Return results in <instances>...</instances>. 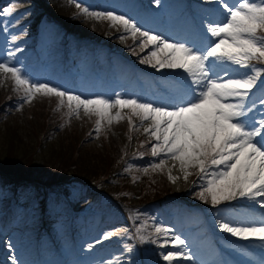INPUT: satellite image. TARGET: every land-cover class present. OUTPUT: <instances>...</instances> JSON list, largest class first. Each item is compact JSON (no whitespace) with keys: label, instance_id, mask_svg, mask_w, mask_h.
Instances as JSON below:
<instances>
[{"label":"rangeland","instance_id":"374dc122","mask_svg":"<svg viewBox=\"0 0 264 264\" xmlns=\"http://www.w3.org/2000/svg\"><path fill=\"white\" fill-rule=\"evenodd\" d=\"M99 2L0 0V10L15 6L11 16L0 15V62L8 61L10 65L20 67L32 79L56 86L54 79L64 78V72L68 71V55H74L79 47L87 44L85 40L82 41L84 38L120 50L141 64V57L152 50L151 46L141 50L136 47L139 39L135 43L131 37L121 41L119 37L122 32L111 28L109 22H98L75 6V3H79L90 11L123 14L122 11L129 7L136 11L135 1L111 0L112 5L107 8L98 7ZM144 2L153 11V20L154 14L161 16L165 9L172 10L174 7V2L170 0H160L159 6L152 0ZM13 36L17 39L13 40ZM166 38L170 39L167 35ZM66 46H69L71 53ZM133 48H136V55L132 52ZM34 51V55L39 58H32ZM31 59L35 60L33 69L28 67ZM142 65L158 70L148 64ZM158 71L178 72L187 78L181 69ZM0 81V257L6 263L13 264L14 257L15 264H27L24 260L22 262L18 248L14 246L24 240H19L23 231L27 236L24 243H29L28 247L32 245L37 233L43 231L41 234L48 235L49 229L54 241L58 242L56 246H61L59 238L64 239V235L69 236L71 233L67 227L68 219L73 218L76 223L78 220L91 222L93 226L89 225V228H93V231L100 227L101 214H105L108 220H114L109 222H114V226L107 228L102 237L88 248L90 255L97 257L91 264H109L117 258L123 264H168L161 253H188L189 241L188 236L179 235V231L171 229L185 240L186 246L183 249L172 248L171 244L161 248L158 243L152 242H163V237L155 233L156 226H173L172 221L168 224L153 215L150 207L161 199H168L164 203H172L171 200L175 198L199 209L194 219L196 224L194 222L185 226L188 230L200 222L198 218L203 214H210L215 223L226 220L218 216V211L223 209L217 206L235 204V200L223 201L215 207L207 194V203L199 199L198 193L203 190L200 174L190 176L191 181H185L182 188L178 189L168 179L167 164L163 171L151 168L152 164L167 157H163V154L156 157L151 155L150 149L157 141L144 131L147 121L141 127V120L133 116L132 125L135 127L129 124L127 116L131 115L130 110L124 109L121 115L125 118L119 122L113 120L111 125L106 120L102 122L101 130L97 133L94 131L96 116H85L81 111L79 119L72 116L69 120L66 108L55 110L58 104L56 97L37 95L31 103H26L22 99L23 93L13 90L15 86L11 79L2 78ZM80 95L99 97L86 96L85 93ZM119 111L118 108L111 110L113 116ZM88 151L92 154L89 155ZM139 155L143 157L142 160L136 159ZM67 163L71 170L64 172L63 166ZM145 168L148 169L147 174ZM175 199L173 201L177 202ZM112 202H116L118 208L108 209ZM247 203L255 209L243 211L250 216L249 220L258 219L256 214L264 213V208L258 204L250 201ZM199 206L205 208L200 210ZM119 210L121 216L117 214ZM231 211L234 210H228L229 213ZM43 220L47 223V229L42 226ZM232 221L237 222L234 219ZM102 223H105V219ZM113 231H117V235L108 240L103 239L106 233ZM141 236L144 240L140 239ZM98 240L101 242L96 243ZM257 245L264 249V243ZM126 247L132 250L127 251ZM86 253L87 250L74 253L73 256L78 254L81 263L74 261L72 264H89L88 258L81 257ZM249 261L252 259L249 258ZM172 264H196V258H181Z\"/></svg>","mask_w":264,"mask_h":264},{"label":"snow or ice","instance_id":"6c2138e0","mask_svg":"<svg viewBox=\"0 0 264 264\" xmlns=\"http://www.w3.org/2000/svg\"><path fill=\"white\" fill-rule=\"evenodd\" d=\"M217 2L225 11V19L207 25L206 32L210 33V38L203 50L183 41L170 42L161 34L143 30L126 15L90 11L75 3L83 14L98 22L107 21L111 28L122 32L121 41L131 37L134 43L139 39L136 47L141 50L151 46L152 50L141 57V64L158 70L181 69L187 74L190 80L188 89L170 106L122 98L119 94L114 99L82 97L47 82L36 81L8 61L0 62V75L3 80L14 82L13 90L22 92L26 103H31L37 95L56 97L58 104L55 110L66 108L69 120L72 116L79 119L81 111L85 116H96L94 131L97 133L102 122L106 120L108 125L113 120L119 122L125 118L121 115L124 109L130 110L131 115L127 116L130 125L133 116L141 120V127H144L143 122H148L144 131L157 141L150 149L153 157L163 154V157L177 161L185 181L189 176L200 174L203 190L198 193L199 199L207 203V194L213 206L240 199L264 208V199H261L264 198V107L255 116H249L257 109V101L252 99L255 96L253 89L264 90V79H261L264 67H256L264 65V0H238L234 5H229L227 0ZM154 3L159 6L160 0H154ZM14 11L13 5L0 10V15L11 16ZM132 52L136 55V48ZM225 64L238 66L234 70L237 74L230 73L227 68L223 73L216 70ZM240 69L247 71L241 73ZM259 104L264 106V97ZM114 108L120 110L115 116L111 112ZM167 159L161 158L151 168L163 171ZM144 172L147 174L148 169L145 168ZM168 179L175 184L181 177L172 175L169 169ZM217 223L221 231L233 237L264 241V220H218ZM155 233L163 237V242H152L161 248H167L169 244L179 249L186 246L185 240L170 228L156 226ZM115 235L117 231L108 232L103 239L108 240ZM140 239L144 240V237ZM126 250L132 249L126 247ZM161 256L168 264L181 258L193 259L183 251L163 252ZM109 264L123 262L117 258Z\"/></svg>","mask_w":264,"mask_h":264},{"label":"bare ground","instance_id":"6f19581e","mask_svg":"<svg viewBox=\"0 0 264 264\" xmlns=\"http://www.w3.org/2000/svg\"><path fill=\"white\" fill-rule=\"evenodd\" d=\"M218 72H220V70H218ZM222 73V72H221ZM3 77H2V75H0V80L2 79ZM170 106V105H169ZM148 125V124H147ZM173 165H175V167H173ZM167 167H168V171H169V169H171V173H172V175H174V176H180L181 177V179H178L177 181H176V183L174 184V186L176 187V188H178V189H180V188H182V186H183V184H184V182H185V180H183V173H181L180 171H179V163L177 162V161H173V160H171V159H169L168 161H167ZM191 171H195V170H191ZM188 181H191V179H190V176H189V178H188Z\"/></svg>","mask_w":264,"mask_h":264},{"label":"trees","instance_id":"16d2710c","mask_svg":"<svg viewBox=\"0 0 264 264\" xmlns=\"http://www.w3.org/2000/svg\"><path fill=\"white\" fill-rule=\"evenodd\" d=\"M109 149V148H108ZM89 152V155H91L92 154V152L91 151H88ZM92 156H95V155H92ZM96 159V158H95ZM63 165V164H62ZM68 167V168H67ZM69 170H71L70 169V166H69V164L67 163V165L65 164V166H63V171L65 172V171H69Z\"/></svg>","mask_w":264,"mask_h":264}]
</instances>
